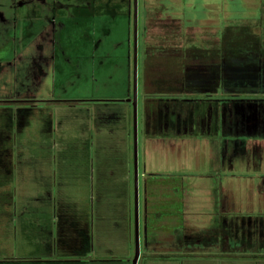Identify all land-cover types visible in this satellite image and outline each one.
<instances>
[{
    "label": "rangeland",
    "instance_id": "1",
    "mask_svg": "<svg viewBox=\"0 0 264 264\" xmlns=\"http://www.w3.org/2000/svg\"><path fill=\"white\" fill-rule=\"evenodd\" d=\"M183 52L179 94L144 89ZM134 58L137 264H264V0H0V264H131ZM209 183L221 248L253 252L212 251Z\"/></svg>",
    "mask_w": 264,
    "mask_h": 264
},
{
    "label": "crops",
    "instance_id": "2",
    "mask_svg": "<svg viewBox=\"0 0 264 264\" xmlns=\"http://www.w3.org/2000/svg\"><path fill=\"white\" fill-rule=\"evenodd\" d=\"M53 100V99H52ZM48 101H51V99L50 100H48V99H43V98H40V99H32L31 100V102H33L32 104L35 106L36 105V107H38V105H41L40 103H44V102H47L48 103ZM55 101V100H54ZM58 102V101H57ZM77 103V102H76ZM45 104V103H44ZM255 122H256V124H255V127L253 128L255 131H261V133H259L260 135H259V137L260 138H264V126H261V125H258V122L255 120ZM261 122L263 123L264 122V120H261ZM246 123H244V121H243V125H245ZM241 134V133H240ZM246 135H248V133H245ZM249 134H251V133H249ZM212 135V134H211ZM234 135L235 136H237L238 135V133L235 131L234 132ZM257 138V137H256ZM264 151V150H263ZM126 153V151L124 152V154ZM262 153H260V159H259V161L260 160H263L262 159V155H261ZM124 156V155H123ZM124 158H125V160L127 159V155L126 156H124ZM126 163V164H125ZM125 163H124V167H125V169H126V171H125V173H129V170H127L129 167H128V163H127V161H125ZM259 167L258 168H261V166H260V164L258 165ZM255 167H257V166H255ZM258 168H257V170H258ZM210 172V171H209ZM216 172H217V168L215 169V170H213V173L214 174H216ZM219 172V171H218ZM225 172H228V173H230V175H225V177H227V178H231V175H232V172L231 171H229V170H227V171H225ZM254 173H259L258 171H256V172H254ZM213 175V174H212ZM236 175H232V177H235ZM212 177V176H211ZM251 177V179L252 178H255L254 176H250ZM128 182L127 183H129V178H128V180H127ZM209 185V187H210V189H212V190H215L214 188H216V190H218L219 191V195H220V199L219 200H216V203H215V201H214V213L212 212V215L209 217L210 219H212V223L210 222V224H209V226H212L211 227V229L210 230H212V231H210L211 232V234L209 235L210 237H214L215 238V241L214 242H211V244L209 243V245L210 246H213L212 247V251H214V252H218V253H223V252H229V251H232L233 249L235 250V249H237V246H239L238 248H243V251H245V250H247V251H250V252H253L254 251V249H253V247H249V246H252V245H246V247H244V246H240V244H238L237 243V241H235V242H231L230 240H229V238H228V236L226 235V242L227 243H229L230 242V244L227 246L228 248H221L222 247V244H223V242H222V240L220 239V234H221V232H222V230H224V229H226L227 228V226L229 225L228 223H229V220L230 219H234V220H236V219H238L237 218V215H238V211L236 212H234L233 213V215L232 216H230L229 217V219L228 218H226V219H224V216H223V212H224V210L222 211V204H223V202H224V200L225 201H227V199L229 200L230 198H226V197H223L222 196V183H221V185H213V186H210L211 184L209 183L208 184ZM248 187H250L249 185H248ZM251 187L252 188H255V190H257V193L259 194H262V191H264V190H262V189H264V171H260V175H258L257 176V178H255V181H254V183L253 184H251ZM257 201H258V199H257ZM213 202V201H212ZM264 203V202H263ZM230 211H228V213H229ZM193 213H196V211L194 210L193 211ZM199 213V212H198ZM252 213H255V212H252ZM126 218H127V215H126ZM193 220H195V219H193ZM202 231H203V228H196L195 227V221H194V223L193 224H191L190 225V223H189V235L188 236H186L184 239V242H186V240L188 241H190L191 240V242H189L190 243V245H193L192 247L194 248H197V249H199V250H202V246H203V244H202V242L203 241H205L206 240V238L207 237H203L202 236ZM223 237V236H222ZM224 240V241H225ZM186 244V243H185ZM188 244V243H187ZM249 244V243H248ZM153 248V247H152ZM249 248H252V249H249ZM211 249V248H210ZM205 250V249H204ZM204 250H202V251H204ZM263 250V249H262ZM201 251V252H202ZM173 252V254H172V256H169V255H162V254H156V257L157 258H160V259H163V261L164 262H168L169 263V260H170V264L172 263V264H175V263H177L178 261H179V259H181L182 257H175V252L174 251H172ZM201 252H199L198 250H197V252H189L188 254H185V257L183 258V259H185L184 260V263H186L187 264V262H188V260L190 259L189 257H192V256H198ZM199 253V254H198ZM153 254V253H152ZM169 254V253H168ZM152 256H154V255H152ZM158 256H160V257H158ZM186 256H189V257H187L186 258ZM155 257V258H156ZM167 258H169V259H167ZM182 259V260H183ZM159 260V259H158Z\"/></svg>",
    "mask_w": 264,
    "mask_h": 264
},
{
    "label": "trees",
    "instance_id": "3",
    "mask_svg": "<svg viewBox=\"0 0 264 264\" xmlns=\"http://www.w3.org/2000/svg\"><path fill=\"white\" fill-rule=\"evenodd\" d=\"M189 57H190L189 55H186V53L183 52L179 55H173L169 59L164 58V60L159 63L158 68L160 70V67H162L163 65L166 67V70L169 67H172L171 68L172 70L168 72V75L166 77H163L162 74L157 75V74L153 73V71L145 69L144 76H143L144 89H146V90L149 89L146 86V84H147V80H149V77H150L149 74H151V76L153 77V82L157 85L158 90L160 92H163L166 95L169 94L170 96L179 94L180 91L184 87V79H185V73H186L185 70H186L187 66L191 64V62H190L191 60ZM146 62H147V60H146ZM144 65L147 66V64H145V63H144ZM153 65H154V63H153ZM156 68H157V66H156ZM159 70H157V71L154 70V72L157 73V72H159ZM148 71H151V73ZM185 91H186V87H185ZM180 100H183V99L177 100L175 97H173L172 99H169V101H171V103H174L175 106L181 105ZM257 101L262 102V100H259V99H257ZM186 108H188V106H186Z\"/></svg>",
    "mask_w": 264,
    "mask_h": 264
},
{
    "label": "water",
    "instance_id": "4",
    "mask_svg": "<svg viewBox=\"0 0 264 264\" xmlns=\"http://www.w3.org/2000/svg\"><path fill=\"white\" fill-rule=\"evenodd\" d=\"M136 17V10L134 13ZM136 42V38H134ZM134 82H133V95L132 99H128L127 101L131 102L134 109V133H135V141H134V238H135V250L134 255L131 260V264H137V261L140 256V248H139V208H138V185H137V161H136V95H137V84H136V58H134Z\"/></svg>",
    "mask_w": 264,
    "mask_h": 264
},
{
    "label": "flooded vegetation",
    "instance_id": "5",
    "mask_svg": "<svg viewBox=\"0 0 264 264\" xmlns=\"http://www.w3.org/2000/svg\"><path fill=\"white\" fill-rule=\"evenodd\" d=\"M262 102H264V100ZM259 106L263 107V109H264V105L260 104ZM260 114H264V113L261 112ZM191 120L193 121V120H196V119H195V117H193V118H191ZM192 121H191V124L194 123ZM197 121H198V118H197ZM199 122H200V120H199Z\"/></svg>",
    "mask_w": 264,
    "mask_h": 264
}]
</instances>
